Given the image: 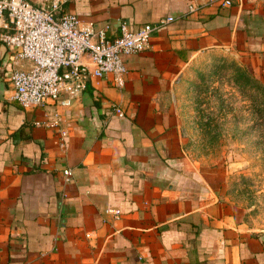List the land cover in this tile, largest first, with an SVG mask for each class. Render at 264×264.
<instances>
[{"label": "crops", "instance_id": "crops-1", "mask_svg": "<svg viewBox=\"0 0 264 264\" xmlns=\"http://www.w3.org/2000/svg\"><path fill=\"white\" fill-rule=\"evenodd\" d=\"M62 12L108 38L122 21L173 20L124 57L121 89L90 80L67 108L11 101L0 43V264H264V240L187 155L174 98L205 54L242 52L264 79V0H66Z\"/></svg>", "mask_w": 264, "mask_h": 264}, {"label": "rangeland", "instance_id": "rangeland-1", "mask_svg": "<svg viewBox=\"0 0 264 264\" xmlns=\"http://www.w3.org/2000/svg\"><path fill=\"white\" fill-rule=\"evenodd\" d=\"M186 72L174 98L187 155L218 182L236 225L264 240V79L238 51Z\"/></svg>", "mask_w": 264, "mask_h": 264}, {"label": "built area", "instance_id": "built-area-1", "mask_svg": "<svg viewBox=\"0 0 264 264\" xmlns=\"http://www.w3.org/2000/svg\"><path fill=\"white\" fill-rule=\"evenodd\" d=\"M65 2L49 0L41 8L27 0H0V43L8 52L3 66L12 87L9 99L22 109L70 107L90 80L107 76L121 89L127 73L124 57L146 51L154 31L173 20L166 17L136 31L122 21L118 34L108 38L92 21L63 13ZM218 4L229 7L232 0ZM197 9L189 7L190 12ZM113 111L123 116L115 106ZM69 175V170L63 172L65 181Z\"/></svg>", "mask_w": 264, "mask_h": 264}]
</instances>
